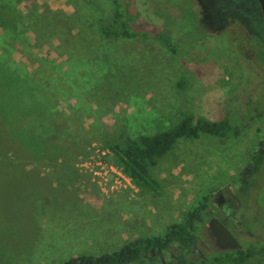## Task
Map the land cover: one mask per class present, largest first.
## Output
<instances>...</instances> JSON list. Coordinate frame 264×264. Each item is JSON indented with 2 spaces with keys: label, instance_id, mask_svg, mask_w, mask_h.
Returning <instances> with one entry per match:
<instances>
[{
  "label": "rangeland",
  "instance_id": "374dc122",
  "mask_svg": "<svg viewBox=\"0 0 264 264\" xmlns=\"http://www.w3.org/2000/svg\"><path fill=\"white\" fill-rule=\"evenodd\" d=\"M127 1L131 39L101 33L113 0H0V264H64L163 236L205 198L213 208L218 191L230 196L264 141L259 3ZM185 117L239 132L178 140L151 170L160 193H143L109 143ZM100 159L116 171L108 181L83 167ZM252 175L260 190L241 202L264 210V165ZM263 238L257 230L241 264H264ZM206 240L203 229L199 264H240L218 261Z\"/></svg>",
  "mask_w": 264,
  "mask_h": 264
},
{
  "label": "trees",
  "instance_id": "16d2710c",
  "mask_svg": "<svg viewBox=\"0 0 264 264\" xmlns=\"http://www.w3.org/2000/svg\"><path fill=\"white\" fill-rule=\"evenodd\" d=\"M127 0H113L114 13L110 20L101 27V33L106 37L128 38L135 37L138 31L129 30L130 24L127 18ZM144 33L142 30L140 33ZM147 35H150L146 31ZM154 36L168 48H172L173 43L165 31L157 32ZM52 78V76H48ZM51 85L52 80L46 79ZM231 125V121L223 119L219 121H207L198 119L196 122L192 117L183 118L172 130L157 133L155 135H145L137 139L124 137L123 144L109 143L113 155L118 164L123 168L126 175L143 193L160 192V185L151 174L161 160H163L173 149L180 139H198L202 134L229 138L239 130ZM233 131H236L233 133ZM255 166L252 173H257L263 165V158L260 154L254 156ZM210 208V199L205 201L193 212L187 215L184 222L170 226L168 232L163 236L140 238L134 242L126 244L119 251L103 254L100 256H80L67 261L64 264H148L153 261L151 250L162 249L168 244L177 245L179 256L177 264H199L194 252V247L198 244L199 234L204 223L208 220L207 212ZM251 250H237L234 252L222 253L218 261L230 260L237 263H244L250 257ZM148 258V259H147Z\"/></svg>",
  "mask_w": 264,
  "mask_h": 264
},
{
  "label": "flooded vegetation",
  "instance_id": "af4514ba",
  "mask_svg": "<svg viewBox=\"0 0 264 264\" xmlns=\"http://www.w3.org/2000/svg\"><path fill=\"white\" fill-rule=\"evenodd\" d=\"M256 154H260V157L263 158L264 165V141L254 153V156ZM248 165V168L244 171V175L235 186L236 190L230 193V196L227 197L224 196L222 191H218L213 200V208H209L207 212L209 218L204 223L202 230L204 229L208 234V240H206V242L208 241L207 243L213 246L214 249H216L220 254L234 252L237 250H249L247 246L251 245V240H256V231L260 230L264 235V210H258L257 206H246L241 202L240 198V195L248 197L256 187L259 186V190L261 187V185L256 184V182L253 180L254 176L252 175V171L255 166L254 158L250 159ZM250 210H253L254 213L250 214ZM239 215L244 217L240 218ZM212 218L218 219L229 230V232L239 242V248L224 249L217 245L215 227L209 226V222ZM202 230L199 234L198 244L196 247H194L193 252L197 254L201 261L204 260V255L199 249L200 244L204 245V241H202ZM151 254L154 261L152 264H156L158 262L162 264H177V257L179 256L180 252L177 245L168 244L160 250L157 249L155 251L152 249Z\"/></svg>",
  "mask_w": 264,
  "mask_h": 264
},
{
  "label": "water",
  "instance_id": "95a60500",
  "mask_svg": "<svg viewBox=\"0 0 264 264\" xmlns=\"http://www.w3.org/2000/svg\"><path fill=\"white\" fill-rule=\"evenodd\" d=\"M262 10L263 20H264V0H256ZM197 122L198 119H195ZM209 226L215 227V235L217 237V245L221 248H239V242L234 238V236L229 232V230L216 218H212L209 222Z\"/></svg>",
  "mask_w": 264,
  "mask_h": 264
},
{
  "label": "built area",
  "instance_id": "2783aa9c",
  "mask_svg": "<svg viewBox=\"0 0 264 264\" xmlns=\"http://www.w3.org/2000/svg\"><path fill=\"white\" fill-rule=\"evenodd\" d=\"M83 167H85V169H87L88 172L91 173V175L93 177L100 178L102 180L107 179V177L109 175V171H114L113 170L114 169L113 168V165H108V163L106 161H103L102 159H100L99 161H97V165L96 166L91 165L89 163H85L83 165ZM114 172H116V171H114ZM102 174H104V176ZM119 175L123 179L126 178L125 175L123 173H121V172L119 173ZM107 181H108V179H107Z\"/></svg>",
  "mask_w": 264,
  "mask_h": 264
}]
</instances>
